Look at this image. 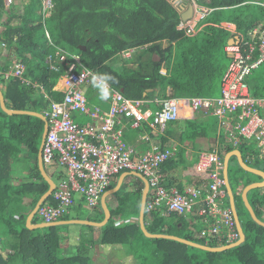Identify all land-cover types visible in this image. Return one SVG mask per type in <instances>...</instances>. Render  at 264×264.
<instances>
[{"label":"trees","instance_id":"obj_1","mask_svg":"<svg viewBox=\"0 0 264 264\" xmlns=\"http://www.w3.org/2000/svg\"><path fill=\"white\" fill-rule=\"evenodd\" d=\"M65 2L57 9L58 29L51 32L50 44L44 35L39 0H14L9 7L5 6L4 0H0V21L3 16H7L6 22L0 23V41L4 42L6 52L9 51L13 59L28 68L26 76L31 80V84H23L19 80H5L0 76V89L7 108L44 114L51 101L63 99V95L53 92V88L58 79L66 74L67 66L58 64V72H53L45 63L46 57H54L58 49L69 54L67 61L70 63L73 62L70 55L79 56L75 71L79 72L84 67L96 74L113 77L116 82L109 81L111 88L132 100L147 103L168 98L215 99L220 96L222 76L231 61L225 50L228 41L235 36L247 41L255 28L260 24L264 26V8L248 0H209L206 6L212 12L202 21L206 26L194 37L178 30L180 15L165 0ZM27 19L31 21L29 27L25 26ZM15 20H19V24L13 25ZM223 22L234 24L236 33L231 34L216 26ZM148 44L131 67L108 64L120 53L129 49L138 50ZM81 46L86 50L81 51ZM163 64L168 68L165 76L160 74ZM34 83L42 88L33 86ZM247 83L252 95L264 97V72L253 73ZM148 90L151 92L147 93ZM149 107L157 109L151 104L144 105V109ZM174 122L179 142L185 144H194L198 136L210 139L219 131V122L209 111L198 110L193 120ZM43 126V121L36 117L10 116L0 108V264H92L89 247H93L95 241L89 240V245H83L80 241L74 252H68L71 248L68 247V235H62L64 226L35 230L26 228L28 215L49 188L40 174L37 161ZM144 127L138 128L136 132L150 133V129L146 125ZM170 135L173 137L175 133ZM234 136L237 137V132ZM167 137L162 136V147L169 144L170 139ZM216 145L221 160L226 153L239 150L243 161L257 168L259 153L252 141L240 139L234 145L232 137L223 130ZM213 150L212 147L207 149L209 152ZM178 160L186 169L194 164L177 152L161 165L162 174L175 170ZM231 160L236 163L235 184L241 185L237 194L230 178L229 165V182L234 192L238 217L246 234V241L241 246L211 253L172 240L146 238L138 224L144 185L140 179L132 176L125 178L119 191L106 199L111 218L101 228L99 244L129 247L134 264H264V228L252 221L240 196L243 188L251 183L249 176L252 174L241 169L235 157ZM58 171H61L60 168L51 172L56 175V180L51 178L57 184ZM125 172H120L115 179ZM194 176H191L192 185L205 189L208 181ZM112 183L114 186L111 187ZM112 183L107 190L115 187L116 181ZM166 185L172 186L173 181L166 180ZM259 193L253 194L251 198L248 194V198L255 215L261 220L264 215V190H259ZM54 194L44 204L54 205ZM79 200L81 202L77 205L76 198L75 204L69 209L70 213L58 221L74 218L94 222L103 220L101 203L90 209L94 217L85 218L80 214L86 209V202L84 198ZM150 200L151 195H148L147 201ZM219 205L222 209L229 208L228 197L221 199ZM240 209L246 216L240 215ZM72 212L78 215L73 216ZM36 216L37 213L32 223H43V220L37 221ZM202 219L196 214L178 215L164 208L145 212L144 216L145 226L152 234L177 236L212 248L226 246V241L219 240L218 236H209L208 240L194 237V230L199 232L203 228ZM84 228L94 229L90 226Z\"/></svg>","mask_w":264,"mask_h":264},{"label":"built area","instance_id":"obj_2","mask_svg":"<svg viewBox=\"0 0 264 264\" xmlns=\"http://www.w3.org/2000/svg\"><path fill=\"white\" fill-rule=\"evenodd\" d=\"M190 2L195 21H181L178 26V30L185 31L187 36L193 33L197 21L205 19L212 12L201 0ZM252 4L264 8V1ZM51 6V0H43L44 10L51 9ZM235 38L236 41L227 47L232 57L222 77L221 96L217 99H189L188 106L193 111H209L215 116L221 129L232 137L234 145L240 139L255 143L262 159L264 97L251 94L247 78L264 63V26L261 24L255 28L247 41L240 36ZM2 46H5L4 43ZM57 58L66 64L67 72L62 89H56L62 93L63 99L52 101L44 113L48 131L42 149V162L44 168L56 166L61 171L57 172L59 184L56 183L53 195L54 205L43 203L37 211L43 223L57 222L68 215L76 198H84L86 206L94 209L113 182L112 179L120 172L127 171L137 172L148 181L151 200L147 201L145 212L164 208L178 215L196 214L203 217L204 224L197 233L199 239L208 240L213 235L226 241L227 245L236 242L239 233L232 211L219 205L226 192L223 162L217 151L200 152L194 166V174L208 181L205 189L191 186L180 191L166 185L167 176L161 171V165L174 155L173 150H148L138 154L124 140V119L131 120L132 128L146 125L151 134H164L168 124L180 118L179 102L176 99L156 101L159 108L152 111L144 109V101L126 98L120 91L111 88L109 110L92 109L83 89L93 85L92 77L96 73L84 67L79 72L75 71L76 64L68 62L65 53H59ZM160 73H166L164 67ZM24 75L25 68L21 63L11 61L0 53V76L5 80L18 79L28 83ZM75 113L88 117L97 125L79 124L74 119ZM235 132L237 137L234 136Z\"/></svg>","mask_w":264,"mask_h":264},{"label":"crops","instance_id":"obj_3","mask_svg":"<svg viewBox=\"0 0 264 264\" xmlns=\"http://www.w3.org/2000/svg\"><path fill=\"white\" fill-rule=\"evenodd\" d=\"M8 1H11L10 4H8ZM14 0H4V3H5V6L6 7H9L12 3H13ZM40 1V5H41V8L39 10V13L42 15V19H43V25H44V35H45V38L48 40V42L50 44L51 43V32L58 29L57 27V24H56V20H57V14H58V11L57 9L61 8L60 6L61 5H65V0H51V9H48V10H44V7H43V0H39ZM167 1L173 8L176 9V11L179 13L180 15V18H181V13L183 12V9L184 11H186L188 9V6L191 5V2L190 0H165ZM203 2V4L206 6L207 3H209V0H201ZM249 1V0H248ZM261 1H264V0H261ZM253 3L255 1H249V3ZM251 3V4H252ZM59 6V7H58ZM181 8H183L182 10H180ZM193 8V6H192ZM195 14H194V8H193V17L189 20H187L186 22L182 21L183 23H193L195 21V18H194ZM6 19H7V16H3L0 23L2 24L3 22H6ZM203 20H200V21H197L196 22V25L194 26V29H193V33L189 36V37H194L198 34V32H200L206 25L204 23H202ZM19 20H15L12 22L13 25H17L19 24ZM263 23V22H262ZM31 24V21L29 19H27L25 21V26L26 27H29ZM261 25V24H260ZM218 27H221L223 29H226L228 30L231 34H234L236 33V27L234 24H230V23H227V22H223L221 23L220 25H216ZM0 40L2 38V27L0 26ZM236 37V36H235ZM234 37V38H235ZM233 38V39H234ZM236 39V38H235ZM232 39H230L228 41V46H230V41ZM1 45H0V53L6 55L11 61H15V62H18V60H15L13 59L10 55H9V51L6 52V45L3 47L2 44L4 43L3 41H0ZM148 45L142 47L141 49H138L136 50V52L132 53V54H128V55H124L122 57L118 56V57H115L113 59H111L108 64L110 66H114V67H120V66H127V67H131L132 66V63L133 61H136L138 56L146 49V47H148ZM163 46H166V44H164ZM225 48L227 54L229 53L227 51V47ZM81 47H84V46H81ZM81 47H79V49L81 50ZM86 48L84 47V50H81V51H85ZM59 53H65L66 56L69 54H67L65 51L61 50V49H58L54 55V57L52 55H49L46 57V60H45V63L49 66V69L53 72H58L59 70V66L58 64H64V63H61L57 56ZM130 56L132 57V59L130 60ZM70 57L73 59V62L72 63H75V64H78L79 62V56L77 54H73V55H70ZM155 58L157 59V57L155 56ZM229 58V57H228ZM231 60V58H229ZM231 62V61H230ZM21 63V62H19ZM22 64V63H21ZM230 64V63H229ZM264 64V63H263ZM262 64V65H263ZM23 65V64H22ZM66 65V64H64ZM24 68H25V79L27 80L28 83H24L22 81L23 84H31V80L26 76L28 75V68L23 65ZM51 66H54L53 68ZM229 66V65H228ZM162 67L165 68V71L166 73L163 74V76L167 75V67H165V65L163 64ZM161 67V68H162ZM160 68V69H161ZM228 68V67H227ZM259 68V67H258ZM255 71V70H254ZM254 71L252 72V74L247 78V82H248V79L253 75ZM161 74V73H160ZM97 75V74H96ZM162 75V74H161ZM65 74L62 75L57 83L55 84L54 88H53V92H55L56 94H61V92H57V90H61L62 89V82H63V78H64ZM223 77V76H222ZM15 80H18V79H15ZM222 81V80H221ZM248 84V83H247ZM33 86L35 87H40L42 88V86H40L38 83H34L32 84ZM249 87V85H248ZM113 89V88H112ZM115 90V89H114ZM250 90V89H249ZM83 91L85 92V96L87 97L88 99V104L90 106V108H98L100 109V111H108L109 110V99L106 100V101H103V100H100L99 99V94H98V90L93 86V85H90V86H86ZM150 91V90H148ZM151 92V91H150ZM149 93V92H148ZM252 94V93H251ZM220 96H221V92H220ZM219 96V97H220ZM217 97V98H219ZM215 98V99H217ZM168 99H176L178 102H179V105H180V118L176 121V122H187V121H191L195 118V113L196 111H193L189 106H188V100L189 99H177V98H168ZM165 100V99H164ZM156 101H162V100H159V99H154V100H151V102H147L145 104H151V106L153 107H157V109L159 108L158 105L156 104ZM52 102V101H51ZM149 110H152L153 108L149 107L148 108ZM155 109V110H157ZM154 109L152 111H155ZM44 115V114H42ZM212 115V114H211ZM213 116V115H212ZM215 117V116H213ZM74 119L76 122H78L79 124H91L93 126H96L97 124L92 121L91 119H89L88 117L86 116H82L80 114H77L75 113L74 114ZM218 120V119H217ZM175 122L173 123H169L168 124V127L166 129V131L164 132V134H151L150 133H137L136 131L138 130V128H132L131 125H132V122L130 119L128 120H123L122 121V124H123V132H124V140L130 145L132 146L136 152H138V154H142L143 152L145 151H148V150H165V149H170V150H173L174 152V155L179 152L180 155H183L184 158H187L189 161L193 162V166L192 167H188V169L184 168V166L181 164V161L178 160L177 163H178V167L173 170V171H170L169 173H165V175L167 176V180H172L173 181V185L174 187H176L177 189H179L178 187H182L183 189L185 188H188V187H191L193 186L192 185V178L191 176L193 175V177H195L194 175V166H195V160L198 158V155L200 152L202 151H207V149L211 148V144H215L216 143V140L217 138L219 137L220 133H223V130L221 129L220 125H219V131L217 132V135L214 136V137H211L210 139H206L204 138L203 136L199 138H197V140L193 143H181L179 142V137H178V133L174 131V124ZM141 128H145L144 125L141 126ZM175 133V135H173V137H171V133ZM170 135V136H169ZM162 136H168L167 138L170 139V142L169 144L166 146V147H162V143H161V138ZM147 137V138H146ZM230 140H228V143ZM256 147V146H255ZM214 150L213 151H217L219 153V148L217 147V145L213 148ZM234 151V150H233ZM239 151V150H238ZM232 152V151H230ZM228 152V153H230ZM226 153V154H228ZM241 153V152H240ZM225 154V156H226ZM242 155V154H241ZM224 156V158H225ZM178 158V157H177ZM224 158L222 160V162L224 161ZM233 158V157H231ZM230 158V160H231ZM236 158V157H235ZM243 159V158H242ZM230 160H229V165H230ZM236 161H237V158H236ZM237 164H238V161H237ZM239 165V164H238ZM250 167V166H249ZM253 168V167H251ZM255 169H258V168H255ZM260 170V169H258ZM262 171V170H261ZM264 172V171H263ZM127 173V172H126ZM129 173V172H128ZM249 173V172H248ZM123 174V173H122ZM251 174V173H250ZM254 175V174H252ZM121 176V175H120ZM256 177H259L257 175H254ZM127 177H130V176H127ZM126 177V178H127ZM134 177V176H132ZM137 178V177H135ZM260 178V177H259ZM119 179V178H118ZM116 179V182L117 180ZM194 181L196 180L195 178H193ZM224 179V178H223ZM125 180V179H124ZM190 180V181H189ZM124 182V181H123ZM192 182V183H191ZM259 182H262V179L260 178ZM230 183V182H229ZM253 183H258V182H251L250 184H253ZM249 184V185H250ZM231 186V185H230ZM248 186V185H247ZM245 188V187H244ZM243 188V189H244ZM225 189V187H224ZM182 190V189H181ZM254 191H259V190H264V187L263 188H257V189H253ZM253 190H250V192H252ZM233 191V190H232ZM225 192H226V189H225ZM243 190L241 191V194H242ZM150 193V191H149ZM248 193V194H249ZM238 194V193H237ZM240 194V196H241ZM149 195V194H148ZM233 195H234V192H233ZM228 197L227 195V192H226V195L225 197ZM224 197V198H225ZM78 201H77V205L78 203L81 202V200H79V198H77ZM242 199V197H241ZM225 200V199H224ZM234 200H235V196H234ZM249 200V198H248ZM228 202H229V199H228ZM101 203V202H100ZM250 203V202H249ZM244 204V203H243ZM76 205V206H77ZM251 205V204H250ZM235 206H236V203H235ZM245 207V206H244ZM229 209L231 210L230 208V205H229ZM246 209V208H245ZM237 210V208H236ZM80 214V213H79ZM82 214V213H81ZM238 214V213H237ZM72 215L73 216H77V212H72ZM104 215V213H103ZM264 216V215H263ZM104 219V217H103ZM71 220H87V219H71ZM87 221H90V220H87ZM261 221L264 222L263 219H261ZM94 222V221H92ZM66 226V225H65ZM85 226V225H84ZM91 227V226H90ZM94 229L91 231V230H86L84 232H82L80 229H76V230H70L68 232V237L69 238V251L68 252H74L76 250V247L81 244L80 241H81V238L82 237H86V239L89 241V238H93V241H95V244L93 247H89L90 249V256H91V262L93 264V259H95L96 257H93L95 256V251L97 250V248L99 246H97V242H98V238L100 239V236H101V228H97V227H93ZM103 228V227H102ZM93 233H96L95 235ZM97 240V241H96ZM101 245V244H99ZM101 247H103V250L106 251L107 254H110L109 253V249L108 247L110 246H103L101 245ZM111 255V254H110ZM109 255V258H107L106 260V257L104 258H101L102 261H103V264H116L114 263V258H111V256ZM96 260V259H95Z\"/></svg>","mask_w":264,"mask_h":264},{"label":"water","instance_id":"obj_4","mask_svg":"<svg viewBox=\"0 0 264 264\" xmlns=\"http://www.w3.org/2000/svg\"><path fill=\"white\" fill-rule=\"evenodd\" d=\"M249 1L259 2L261 0H249ZM182 9L183 8H181L180 10H182ZM192 17H193V8L191 5H189L188 9L186 11H184V9H183V12L181 13V20L186 22L187 20L191 19ZM234 41H236L235 38L230 41V45H232L234 43ZM81 50H84V47H81ZM228 57L231 58L232 55L230 53H228ZM150 91H147V93ZM0 108L7 115H10V116H12V115L32 116V117H36V118L40 119L44 123L43 132H42V139H41V144H40L39 151H38L37 161H38V169L40 171V174H41L42 178L45 180V182L48 184L49 188H48L47 192L44 193L41 196V198L38 200L34 209L31 211V213L28 215V217L26 219V228L29 230L48 228V227H56V226H65V225H85V226H91V227H97V228H102V227L106 226L107 223L109 222L110 218H111V214H110V211L108 209L106 199L109 196H111V195H113L119 191V189L121 188V186L123 184L124 179L127 176H134V177H137L138 179H140L144 185L142 195H141V200H140L138 224H139V228H140L141 232L143 233V235L146 238L172 240V241H175V242H178V243H181V244H184V245L196 248V249H200L203 251L211 252V253H220V252H224L227 250L237 248V247L241 246L242 244H244V242L246 241V234L244 233L241 222L239 220L237 210H236V206H235L233 191H232V188H231L230 183H229L228 168H229V160L231 157L237 158L238 164L241 167V169H243L244 171L249 172L251 174L257 175L262 179V182L253 183V184L246 186L243 189L241 197H242V201L244 203V206L246 208V211L249 214L252 221L255 222L257 225L261 226L262 228H264V222L261 221L260 219H258V217L255 215L254 210H253V208L250 205L249 200H248V193L250 190L264 187V172L261 170L249 167L243 161L242 155H241L240 151H238V150H234V151L226 154L224 161H223V178H224V183H225V189H226V192L228 195L229 205H230V208H231V211H232L235 223H236V227H237V230L239 233V239L232 244H228V245L223 246V247L212 248V247H208V246L201 245L198 243H194L192 241H189V240L177 237V236L159 235V234L150 233L145 226V220H144L145 205L147 203L148 194H149V190H150L149 184H148V181L145 179V177L142 176L141 174L137 173V172H129V173L125 172V173L121 174V176L119 177V179L116 182L115 187L111 190H107L102 195L100 202H101V208H102L103 213H104V219L101 222H92V221H87V220H66V221H57V222H53V223H49V224L48 223L33 224L32 221H33V218L35 217L38 209L52 195V193L56 189V183L51 178V176L47 173L46 169L44 168L43 162H42V149H43L44 141H45L46 134L48 131V123H47L46 117L44 115H42L41 113L33 112V111H27V110H12V109L7 108V106L5 104L4 95L1 91V89H0ZM112 181L114 182V181H116V179L113 178Z\"/></svg>","mask_w":264,"mask_h":264},{"label":"rangeland","instance_id":"obj_5","mask_svg":"<svg viewBox=\"0 0 264 264\" xmlns=\"http://www.w3.org/2000/svg\"><path fill=\"white\" fill-rule=\"evenodd\" d=\"M263 72H264V64L261 65L259 68H257L254 71L255 74H260ZM211 145H213V146H211L212 148L215 147V144H211ZM258 159H259L258 160L259 162L257 164V168L264 171V158L260 159L259 155H258ZM45 168H46L47 173L50 174V176H52V178H54V180H56V175L52 174L51 172L53 169H59V168L58 167H50V166H46ZM230 171H231L230 178H231V181L233 184V188H234V190H236L235 192L238 193V190H239L241 185L237 186L238 184L237 185L235 184L234 173L237 172V169H236V163L234 160H231V162H230ZM249 180L251 182H259V179L254 175L249 176ZM112 186H114V183H112L111 187ZM257 192L259 193V191L253 190L249 194V198H251L252 195L253 194L255 195V193H257ZM260 192H262V191H260ZM109 206H110V208L113 207L111 204ZM239 212H240L241 216H246L243 209H240ZM80 215H81V217L92 218V217H94V212L91 211L88 207H86V209ZM262 219L264 220V216H262ZM36 220L40 221V222L42 221V219L39 216H36ZM59 227H61V226H59ZM76 229H80L82 232L87 230L86 228H84V225H66L62 229V235H67L70 230H76ZM197 233H198V231L194 230V237L199 240ZM93 234L95 235L96 233H93ZM66 238H68V241H69L70 237H66ZM89 240H93V238H89ZM98 240H99V238H98ZM81 241H82L83 245H89L90 244L85 236L81 238ZM97 244H98L97 246H99V247L95 251V256H93V257H96L95 258L96 260L93 259V264H103V261L101 258L106 257V260H107V258H109L110 254H111L110 255L111 258H114L113 260H114V263H116V264H134L132 251L129 249V247H127V246H110V247H108L110 254H107L106 251L103 250V247H101V245H99V242H97ZM68 247H70V246H68Z\"/></svg>","mask_w":264,"mask_h":264},{"label":"clouds","instance_id":"obj_6","mask_svg":"<svg viewBox=\"0 0 264 264\" xmlns=\"http://www.w3.org/2000/svg\"><path fill=\"white\" fill-rule=\"evenodd\" d=\"M134 52H136V49H129L120 53L119 56L122 57L125 54H132ZM130 59H132L131 56ZM109 81H112L113 83L116 82L113 77L106 74H97L92 77V84L98 90L100 100L106 101L111 95L112 89L109 85Z\"/></svg>","mask_w":264,"mask_h":264}]
</instances>
